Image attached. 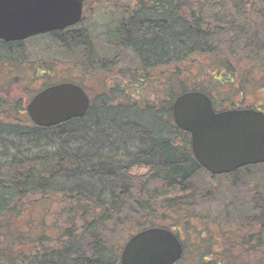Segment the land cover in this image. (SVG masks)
I'll return each mask as SVG.
<instances>
[{
    "label": "trees",
    "instance_id": "obj_1",
    "mask_svg": "<svg viewBox=\"0 0 264 264\" xmlns=\"http://www.w3.org/2000/svg\"><path fill=\"white\" fill-rule=\"evenodd\" d=\"M118 10L107 34L89 33L84 17L33 38L85 63L44 87L73 82L90 96L85 116L57 126H35L24 106L36 93L24 75L33 39L0 40V264H121L129 239L156 227L181 238L180 264H264V163L211 176L173 111L188 91L219 89L218 110L264 92V0H129Z\"/></svg>",
    "mask_w": 264,
    "mask_h": 264
},
{
    "label": "water",
    "instance_id": "obj_2",
    "mask_svg": "<svg viewBox=\"0 0 264 264\" xmlns=\"http://www.w3.org/2000/svg\"><path fill=\"white\" fill-rule=\"evenodd\" d=\"M158 1V0H151ZM84 0H0V40L21 42L77 26ZM35 126L48 128L82 118L91 103L74 83H61L38 93L27 105ZM178 127L191 133L192 151L211 175H224L264 163V113L244 109H213L201 92H186L173 106ZM184 249L178 238L161 227L136 234L125 245L122 264H177Z\"/></svg>",
    "mask_w": 264,
    "mask_h": 264
},
{
    "label": "rangeland",
    "instance_id": "obj_3",
    "mask_svg": "<svg viewBox=\"0 0 264 264\" xmlns=\"http://www.w3.org/2000/svg\"><path fill=\"white\" fill-rule=\"evenodd\" d=\"M127 4H129V0H86V4H85L86 12H85V23H84L85 25H83V27L84 28L86 27L87 29H89V33H93L95 36L97 34H101V35L107 34L106 32L112 28L111 24L113 23L114 16L116 17V15H114L115 12L119 9L118 14H120L122 8H124V6H127ZM41 39L43 38L33 39V41H29L23 44V48L27 55L26 57L27 59L30 60L31 66L29 67L30 68L32 67L31 69L28 68V70H25L24 75L28 77L32 76L33 83L31 84V87H32L31 89L36 90L35 94L27 93L32 96L31 99L24 97L25 99L24 106H26V108H27V104L35 97V95L41 90L45 89L44 87L46 86V84L48 85L55 84L58 82L59 78L63 79L66 76L67 78L76 76L75 72H77L78 69L81 71L85 70L83 69L85 68L84 67L85 63H82L83 66H81L80 62H75L74 60L70 58H69L70 60L66 58L64 59V56L62 57L59 55V53L62 52L61 48L55 47V46L52 47L51 45L52 40H49L48 38H44L43 40ZM92 45H94L95 47V52L98 51L99 53L102 52V46H104L103 50H105V47L109 48V46L106 45V42L104 41L98 44L100 49L96 47L97 46L96 43ZM82 51L84 52L85 50L80 49V51H76V52H82ZM72 54L74 55L73 52ZM77 54H80V53H77ZM111 55L112 53L110 52L108 56H111ZM51 57L54 58V62H52V64L46 65L44 69L42 67L43 65L42 62H45V61L47 62L48 60L51 59ZM95 59L98 63L102 62L100 59H97L96 57ZM59 60H63V61H59ZM34 67L36 71L35 75L33 71ZM60 67H63V69H61ZM48 69H50V71ZM46 71L51 73V75H48L46 80L44 79V77L40 79L36 78V77L39 78L43 74V72H46ZM198 71H199L198 67L196 66L192 69V74L196 76L198 79H200L199 75H197ZM207 87L209 90L210 86L208 85ZM209 91L214 93L213 98H217L218 102L222 101V95L218 94L219 89H217V94L212 89H210ZM22 95H23V91L18 89L15 99L20 101L22 98ZM238 98L239 97H236V100H238ZM263 100H264V92H259L254 98L247 96L246 101L244 102L242 107L243 108L244 107L255 108L256 106L260 108V106L263 105L262 104ZM236 103L238 104L239 100ZM200 230L201 229H195L194 233L200 232Z\"/></svg>",
    "mask_w": 264,
    "mask_h": 264
}]
</instances>
